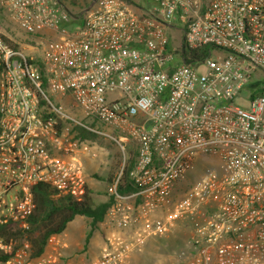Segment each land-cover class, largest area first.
I'll use <instances>...</instances> for the list:
<instances>
[{
  "label": "built area",
  "instance_id": "built-area-1",
  "mask_svg": "<svg viewBox=\"0 0 264 264\" xmlns=\"http://www.w3.org/2000/svg\"><path fill=\"white\" fill-rule=\"evenodd\" d=\"M144 2L96 0L72 16L65 0H0L25 33L55 36L35 56L0 30V264H55L26 238L34 191L40 184L55 204L86 199L74 126L96 129L83 117L135 141L139 188L117 193L119 171L106 216L118 228L143 223L132 239L109 235L91 264H124L146 234L186 217L194 226L178 264H264V0ZM204 47L206 57L186 61L185 50ZM207 159L217 161L179 191ZM158 208L164 217H146Z\"/></svg>",
  "mask_w": 264,
  "mask_h": 264
},
{
  "label": "rangeland",
  "instance_id": "rangeland-1",
  "mask_svg": "<svg viewBox=\"0 0 264 264\" xmlns=\"http://www.w3.org/2000/svg\"><path fill=\"white\" fill-rule=\"evenodd\" d=\"M69 5V10L72 11L74 14H79L81 9L85 6V4L92 0H65ZM136 1V0H134ZM140 3L146 4L144 0H138ZM1 8H3L2 16L0 15V30L3 34H5L10 40L17 44V47L21 48L26 53L34 54L35 56H39L43 47L46 44V41L51 38L55 37L52 32L44 31V32H37L34 34L25 33L21 28H19L9 17L5 8L0 4ZM86 8V7H85ZM179 26V25H177ZM166 33H168L171 38L172 42L175 45H179L181 43V32L176 28H166ZM259 73V72H258ZM260 74V73H259ZM238 103L246 104V98L237 99ZM71 103V102H70ZM69 101L65 103V105L70 108L71 113L75 111L74 108H71ZM76 112V111H75ZM78 113V112H76ZM81 117V116H80ZM81 122L85 126L94 127L96 131L95 136L89 137L84 140V144L81 145L79 151H83L87 156V160L90 161V164L86 162V160L82 157L77 160V162L82 166L85 176H89L91 171L97 174H105L109 169H112L116 165V169L118 171L121 170L124 164L129 159L130 153L137 154V145L135 141L128 136L125 132L120 131L118 128H112L109 126H105L102 123H94L90 119L83 117ZM87 129V128H86ZM88 130V129H87ZM92 132V131H91ZM216 159H207L203 161H197L191 171H189L186 176L179 182L178 190L183 191L191 180L199 177L203 171L216 162ZM93 164V165H92ZM92 166L94 168H92ZM93 175V173H92ZM92 181L97 185H105V182L102 180L95 179L92 177ZM187 218V217H186ZM185 218H181L177 221L176 227L170 230L166 235H172L173 237L168 238L170 243L172 242V238L179 239L180 244L176 242H172V246L174 248V262L173 264H178V256L177 253L182 249L185 245V241L188 238L191 228L194 226L192 223L190 226L189 221L184 220ZM73 226V222L70 223ZM39 222L37 224L32 225L29 232L26 234V238L29 243L32 245V239L37 238V236L43 231L41 227H39ZM163 236V235H161ZM165 236V235H164ZM184 243V244H183ZM183 244V245H181ZM167 245H162L161 248L166 247ZM32 251L33 250V247ZM89 250L92 251L91 245L88 246ZM70 251V250H69Z\"/></svg>",
  "mask_w": 264,
  "mask_h": 264
},
{
  "label": "crops",
  "instance_id": "crops-1",
  "mask_svg": "<svg viewBox=\"0 0 264 264\" xmlns=\"http://www.w3.org/2000/svg\"><path fill=\"white\" fill-rule=\"evenodd\" d=\"M77 158H84L88 164L90 161L87 160V156L83 151L77 152ZM93 165V164H92ZM91 166V164H90ZM92 168H94L92 166ZM111 169L105 174H97L91 171L89 176H85L87 184V198L92 205H97L104 202L107 199V176ZM93 173V175H92ZM92 177L105 182V185H97L92 181ZM167 212V208H158L154 211L148 212L146 217L150 220H156L164 217ZM73 222V226H69ZM90 218L84 215H76L70 220L65 229L59 233L53 235V242H47L43 253L53 254L57 256L55 264H91L102 254L103 249L106 246V238L109 235L116 234L127 239H132L136 236L143 228L142 221H139L132 226L125 228H118L110 223L109 218L105 215L103 220L97 223L95 229L91 230L86 242V235L90 230ZM176 227V226H175ZM156 236V235H155ZM154 235H145L143 241L139 247L132 250L124 264H173L175 256L172 242L180 243L178 239L172 238L170 243V237L172 235L161 236L160 238ZM167 246L161 248L162 245ZM92 247V251L89 250L88 246ZM70 250V251H69Z\"/></svg>",
  "mask_w": 264,
  "mask_h": 264
},
{
  "label": "trees",
  "instance_id": "trees-1",
  "mask_svg": "<svg viewBox=\"0 0 264 264\" xmlns=\"http://www.w3.org/2000/svg\"><path fill=\"white\" fill-rule=\"evenodd\" d=\"M91 1L87 2L85 6L82 8L84 9L90 4ZM81 9V10H82ZM3 8L0 6V15L2 16ZM75 21V22H74ZM77 24L75 19L72 20L70 23L71 26ZM2 37L8 41L14 48H17V44L10 40L5 34L2 33ZM183 46V44H182ZM207 55V47L201 48L199 50L194 51H186L185 50V59L187 62L190 61H199L202 60ZM43 73V71H42ZM42 87H46V80L42 77ZM256 93L261 92L262 90L255 91ZM75 130L77 131V135L80 137V140H86L89 137L95 136V133L87 130L83 126L75 125ZM130 156L126 164L120 170V176L118 182L116 184V191L120 195H126L138 190V186L133 182L131 179L129 172L133 166L135 161V153L129 152ZM113 167L107 176L108 185L113 183L115 178L117 177L119 171ZM87 195V194H86ZM34 198H35V209L34 213L31 215V222L37 224L39 222V227L43 229V231L37 236V238H33L32 245L33 247V255H40L43 253L44 248L48 242V238L54 234L61 233L67 223L72 220L76 215H84L85 217L90 218V230L86 235V242L91 234V230L95 229L97 223L103 220L105 217L108 209L113 203V197L107 193V199L104 202H101L97 205H92L86 196V199L83 202H71L68 201L67 203L62 204H55L53 203L43 187L39 184L36 186L34 191ZM184 220L189 221L191 226V219L189 217L185 218ZM155 236V235H154ZM160 238L161 236H155ZM177 241H180L179 239ZM181 243V242H180ZM179 243V244H180ZM185 243V242H184ZM183 243V244H184ZM181 244V245H183ZM183 248V247H181Z\"/></svg>",
  "mask_w": 264,
  "mask_h": 264
},
{
  "label": "water",
  "instance_id": "water-1",
  "mask_svg": "<svg viewBox=\"0 0 264 264\" xmlns=\"http://www.w3.org/2000/svg\"><path fill=\"white\" fill-rule=\"evenodd\" d=\"M96 0H92L90 4L87 6V9L95 2ZM72 16H75V14L71 13Z\"/></svg>",
  "mask_w": 264,
  "mask_h": 264
}]
</instances>
